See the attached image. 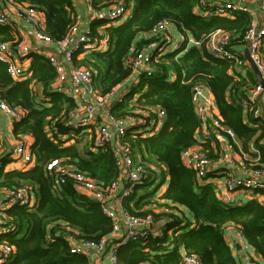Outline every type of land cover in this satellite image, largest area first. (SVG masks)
<instances>
[{"label": "trees", "instance_id": "trees-1", "mask_svg": "<svg viewBox=\"0 0 264 264\" xmlns=\"http://www.w3.org/2000/svg\"><path fill=\"white\" fill-rule=\"evenodd\" d=\"M132 1L131 13L125 20L109 24L110 20L99 15L128 0H90L88 40L72 56L75 66H86L92 71L103 95L130 77L132 67L128 58L134 52L145 50L148 43L166 42L165 37L153 32L159 21L175 25L183 37L172 49H168L167 42V49L161 54L152 49L150 72H136L135 82L109 107L111 114L119 118L148 113L144 117L148 121L156 118V109H162L166 115L156 133L144 134L141 129L145 124L140 123L129 125L123 137V142L132 148L134 161L146 173L132 184L131 193L122 197V207L137 216L152 213L157 219L166 215V219L159 227V235L115 247L117 263L180 264L184 251L195 254L202 264H241L225 238L226 227L234 226L260 256L255 264H264V201L253 197L240 205L224 203L217 196L215 185L205 182L206 177L198 180L195 171L181 160V152L198 143L195 133L200 122L191 94L194 85L203 84L215 98L223 129L234 132L235 140L231 141L243 162H264V121L249 113L245 119L239 103L243 88L256 83L253 74H231L235 60L216 59L206 49L212 32L229 31L228 48L238 52L240 62L244 63V35L252 21L250 15L238 11L230 17L206 15L202 12L208 9L209 0ZM14 4L42 13L45 21L40 30L54 41L66 36L77 16L74 0H14ZM190 38L198 44L190 42ZM14 40L20 38L13 24L0 25V42ZM27 56L29 74L21 80L12 79L6 64L0 62L1 98L10 106L25 110V115L13 122L12 132L15 136L33 137L30 150L34 155L31 167L9 170H5L9 155L0 156V190L30 185L34 195L32 206L13 204L1 209L0 226L4 229L0 231V243L13 247L10 258L1 264H90L88 256L70 253L67 236L72 231L66 227L77 231L79 239L98 240L111 232L112 221L97 201L75 189L72 180L56 187L45 164L51 159H62L106 186L118 177L112 143L90 150L92 129L89 146L78 145L77 135L85 133L87 127L69 122L77 102L55 87L56 72L46 57L35 51ZM33 84L41 86L42 95L33 89ZM211 142L219 149L213 138L201 144L208 156L215 158L218 154ZM152 165L162 167L156 173L157 180L152 175ZM164 182L167 187L159 197L173 212L157 213L151 206L156 204V191Z\"/></svg>", "mask_w": 264, "mask_h": 264}, {"label": "built area", "instance_id": "built-area-1", "mask_svg": "<svg viewBox=\"0 0 264 264\" xmlns=\"http://www.w3.org/2000/svg\"><path fill=\"white\" fill-rule=\"evenodd\" d=\"M88 4L90 0H85ZM255 4V5H254ZM254 5V6H253ZM207 10L202 13L206 15L232 16L235 11L248 13L251 17V24L247 28L244 41L249 49L250 57L261 73L264 80V0H223L222 2L210 1L207 3ZM130 13L129 3H119L109 7L104 14L99 15L107 18L111 22L121 20ZM39 13L29 6H16L14 0H0V25L15 24L18 20L29 24L33 29L34 39L45 47H53V51L47 52V59L56 72L55 87H68L70 96L77 102V107L69 115V122L74 126L87 127L89 131L94 129L93 143L90 150L96 151V147L103 146L106 142L112 143L115 162L118 169V177L109 185L103 186L95 179L76 167L64 163L62 159H51L45 164V170L53 175L56 187L72 180L75 189L83 192L90 198L97 201L101 211L112 221L111 232L98 240L79 239L77 231L66 227L72 231L67 236L69 251L73 254L90 256L91 254H102L107 252L110 264L117 263L114 255L115 247L125 245L131 240L159 235V227L166 219V215L155 218L152 213L145 216H137L122 207L121 199L132 191V184L139 181L146 173L142 165L136 164L132 155V148L123 142L126 129L134 123H143L141 129L144 134L152 135L156 133L165 119V112L156 109V118L144 119L148 113L141 116L115 117L110 112L112 99L117 92L113 88L106 94H101L93 80L92 71L86 66H75L72 62L74 51L88 40V29L79 30V16H76L74 25L70 28L62 40L54 41L43 33L40 28L42 24L39 20ZM170 24L166 21H159L154 33H159L165 37L166 42L148 43L145 50L134 52L128 58L132 67V73L147 71L150 72V60L153 49L157 55L166 49V43H171L167 34ZM230 32L216 30L212 32L206 42V49L210 56L216 59L235 60L237 71L242 74L252 72L250 64L245 61L241 63L239 53L228 48ZM192 41V40H191ZM195 44L198 42L193 41ZM192 42V43H193ZM55 49L57 52H55ZM32 50L29 42L17 41L0 42V62L6 64V71L9 76L18 80L26 77L29 73L28 54ZM243 54V53H242ZM27 57V58H26ZM240 64H243L241 67ZM233 71V69L231 70ZM256 83L243 88V94L239 96V103L244 111L245 119L248 114L264 121V86L255 78ZM191 101L194 111L199 118V127L196 130L198 143L181 152L182 163L195 171L198 180L207 177L215 165H225L226 168H236L238 173H229L224 180L223 193L218 192V197L224 203H228L230 192L243 191L251 198H264V162L249 163L243 162V156L235 151L233 140L235 134L231 129H223L221 118L216 110L215 98L207 87L203 84H196L192 88ZM0 111L11 121L20 120L24 116V110L18 106L8 105L0 96ZM153 111V110H151ZM133 122V123H131ZM138 130V131H141ZM225 139L224 147L216 158L208 156L207 149L202 142L209 138ZM232 140V141H231ZM264 149V138L262 140ZM14 155L24 168L29 167L34 162V155L24 141H19L14 147ZM237 153V154H236ZM152 174L156 178L159 166H151ZM255 191H257L255 193ZM4 201L0 206V225L2 223L1 209L13 204H24L32 206L34 195L30 185H22L16 188L5 189ZM119 193V194H118ZM259 200V201H260ZM173 212L169 206L162 205L158 211ZM4 228H1L0 231ZM232 233V235H230ZM230 237L232 245H239V251L243 253L241 264H255L257 256L246 240L242 231L234 226L226 227L225 237ZM13 247L0 243V264L10 258ZM180 264H202L195 254L181 253Z\"/></svg>", "mask_w": 264, "mask_h": 264}, {"label": "crops", "instance_id": "crops-1", "mask_svg": "<svg viewBox=\"0 0 264 264\" xmlns=\"http://www.w3.org/2000/svg\"><path fill=\"white\" fill-rule=\"evenodd\" d=\"M209 1L222 2L223 0H209ZM127 3H129L130 13H131V10H132V7H133V1L132 0H128ZM74 6H75V10H76L77 16H79V30L82 31V30H84V29H86L88 27V23H89L90 18L92 16V12L88 8V4L86 3L85 0H74ZM104 13L105 12H103V14ZM130 13L128 15H126L125 17H122L121 20H117L116 22H114V21L111 22L110 21L109 24H111V23L112 24L121 23L122 21H124L130 15ZM96 14L97 13H94V15H96ZM101 15H102V13H101ZM38 16H39V20H40L41 24L44 25V21H45L44 15L42 13H39ZM15 25H17V27L20 30V31L17 32L18 37L20 38V40L21 41H25V42H29L32 45L31 52L35 51L36 53L41 54L44 57H46L47 52L53 51V47L47 48L43 44L37 42L34 39L33 32H32L33 29H32V27L29 24L18 20L17 23H15ZM167 34L170 36V39H171V43L169 44L168 49H172V48L177 47L179 45V43L182 41V39H183L182 34L177 30V28L173 24H171L169 26V29H167ZM144 36H148V35L145 34ZM190 39H189L190 42L194 41L192 38H190ZM245 48H246V46L243 49V56H244ZM55 52H57L56 49H55ZM81 56L82 55H79V57H81ZM27 59H28V64L30 66V58L28 57ZM240 65H241V67L243 66V64H240ZM232 69H233V71H231ZM229 72L231 74L239 73V74H241L243 76H247V73L244 75L240 71H237L235 65H233V67L230 68ZM251 73L253 74V76L255 78L253 69H252ZM134 77H135V75L132 73L129 78H127L125 81H123L122 83H120L119 85L116 86L117 92L115 93L112 101L115 100V99L120 98L123 94H125L127 92V90L130 88V86L136 80ZM23 78H26V77H23ZM23 78H21V79H23ZM21 79H18V80H21ZM55 84H56V81L54 82V85ZM33 89L38 92V95H42L41 94V86L40 85L33 84ZM57 89L62 90L64 92H66L68 95H70L69 92H68V87H66V88L65 87H61V88H57ZM207 90L210 91L208 88H207ZM215 108L217 110V113L219 114L217 106ZM24 115H25V110H24ZM13 122L14 121H11L4 113H2L0 111V156L9 155L8 158L10 159V161L5 165V170H9V169H27V168L31 167L32 165H30L27 168H24L22 166V164L18 161V159H16L13 150H14V147H15L16 143L19 142V141H24L26 143V145L30 149V145L33 142V137L31 135H29V134L15 136L13 134V132H12ZM131 123H133V122H131ZM133 125H138V124L134 123ZM85 133L88 135V138L91 137V132L88 129L85 130ZM195 137L197 139L196 133H195ZM213 139L216 140L217 143L219 144V149H215L214 146H213V145H215V143L211 142V145L214 148L213 151L218 154L219 152H221L223 150L225 139L223 137H221L220 139L216 138V137H213ZM234 140H235V138H234ZM71 141H69L68 143H71ZM89 143L90 142L88 141V146H89ZM79 146H82V145H79ZM89 149H90V147H89ZM235 151H236V149H235ZM237 153L239 154V152H237ZM238 157L241 158V153L239 154ZM215 166L217 168L213 169L210 173H208V175L204 179V181L205 182H212L215 185V187H216L217 195H218L219 191L221 193H223V185H224L225 177L229 173L236 174V173H238V171H237L236 168H228V167L226 168V166L222 165V164L221 165H215ZM159 168H162V167L159 166ZM167 180H168V177L166 178V181ZM166 187H167V182H164V184H162L159 187V189L156 191V194H155L156 204H153L151 206V209L155 208L156 211H158L159 208L163 205V203L166 202L164 199L159 197V195L166 189ZM229 195H230V199L228 201V204H231V205H236V204L240 205L242 203H245L247 200L251 199V197L249 195L245 194L241 190L230 192ZM257 199L260 200L258 196H257ZM262 199L264 201L263 197H262ZM3 201H4V193L0 190V206L2 205ZM260 201H262V200H260ZM168 204H170V203H168ZM182 208H181V212H183L184 214H187V211L185 209H182ZM230 235H232V233ZM225 238H226V241L228 242V244H230V246L234 250L233 253L237 255L239 261L241 262L243 260V253L240 252L236 248V246L232 245V241H231L229 236L225 237ZM256 256H257V260L260 261L261 260L260 256L259 255H256ZM89 258H90V264H110L109 261H108V258H107V252L102 253V254H94L93 253V254H91L89 256Z\"/></svg>", "mask_w": 264, "mask_h": 264}, {"label": "water", "instance_id": "water-1", "mask_svg": "<svg viewBox=\"0 0 264 264\" xmlns=\"http://www.w3.org/2000/svg\"><path fill=\"white\" fill-rule=\"evenodd\" d=\"M244 57H245L246 61L251 65V67L253 69V72H254V75H255V78L257 79V81L262 86H264V80L262 79L261 73L258 70V68L256 67L255 63L252 61V59L250 57V52H249V49L248 48H245V50H244ZM236 248L239 249V245L238 244H236Z\"/></svg>", "mask_w": 264, "mask_h": 264}, {"label": "rangeland", "instance_id": "rangeland-1", "mask_svg": "<svg viewBox=\"0 0 264 264\" xmlns=\"http://www.w3.org/2000/svg\"><path fill=\"white\" fill-rule=\"evenodd\" d=\"M103 14V13H102ZM43 26V25H42ZM13 28L18 32L20 31L19 28L17 27V25L13 24ZM77 137H79L80 139V142L78 145H82V144H85V143H88V135L86 133H83L81 135H77ZM76 140V139H75ZM73 141V140H72ZM71 141V142H72Z\"/></svg>", "mask_w": 264, "mask_h": 264}]
</instances>
